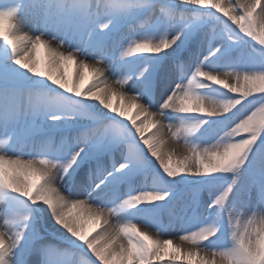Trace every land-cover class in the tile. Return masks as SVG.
Masks as SVG:
<instances>
[{"label":"snow or ice","instance_id":"1","mask_svg":"<svg viewBox=\"0 0 264 264\" xmlns=\"http://www.w3.org/2000/svg\"><path fill=\"white\" fill-rule=\"evenodd\" d=\"M0 264H264V0H0Z\"/></svg>","mask_w":264,"mask_h":264},{"label":"bare ground","instance_id":"2","mask_svg":"<svg viewBox=\"0 0 264 264\" xmlns=\"http://www.w3.org/2000/svg\"><path fill=\"white\" fill-rule=\"evenodd\" d=\"M40 55L43 56V50H41ZM113 79H114V77H113ZM114 103H116V101H114ZM77 198H82V197H77ZM141 227H143V226H141ZM178 235H179V233L176 234V233H173V232H168L166 235L161 236V238L162 239H166V238H169V237L176 238V237H178Z\"/></svg>","mask_w":264,"mask_h":264},{"label":"rangeland","instance_id":"3","mask_svg":"<svg viewBox=\"0 0 264 264\" xmlns=\"http://www.w3.org/2000/svg\"><path fill=\"white\" fill-rule=\"evenodd\" d=\"M181 143H182V142H181ZM165 219H166V217H165ZM141 226H143L142 223L140 224V227H141ZM151 231H152V232H155V229H151ZM171 232L176 233V234L179 233V232H176V231H171ZM167 233H168V232L163 233L162 236L166 235ZM179 235H180V233H179ZM53 243H57V241H53ZM89 255L91 256V253H89ZM92 259H95V257H92Z\"/></svg>","mask_w":264,"mask_h":264}]
</instances>
